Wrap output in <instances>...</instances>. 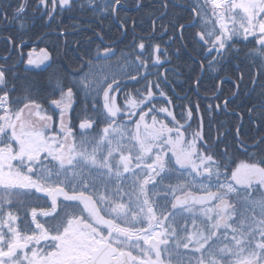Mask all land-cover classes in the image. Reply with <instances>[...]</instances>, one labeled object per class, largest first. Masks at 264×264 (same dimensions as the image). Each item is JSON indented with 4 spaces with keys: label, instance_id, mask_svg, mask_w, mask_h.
Masks as SVG:
<instances>
[{
    "label": "snow or ice",
    "instance_id": "1",
    "mask_svg": "<svg viewBox=\"0 0 264 264\" xmlns=\"http://www.w3.org/2000/svg\"><path fill=\"white\" fill-rule=\"evenodd\" d=\"M28 2L29 0H23L13 11V17L21 21V26ZM160 3L162 9L167 8L166 0H160ZM74 6L87 7L102 15L118 16L124 4L122 0H86V3L78 0H37L36 5L41 10L40 15L49 20L59 15V10H71ZM5 7L7 6L0 5V14L6 15ZM189 7L194 19L188 27H195L198 19L207 23L209 10L219 24V31L213 29L208 32L207 39L203 31L197 34L205 51L212 56L210 67L213 66V61L220 63L225 57L238 58L239 50L233 47L236 36L244 40L252 38V42L257 45L252 49V54L264 65V0H193ZM153 23L155 24V20ZM185 27L179 25V30L182 32ZM150 47L156 54L155 63L163 64L159 55L162 51L160 46ZM138 48L144 50V43H139ZM103 54L105 57L110 56L112 49H103ZM99 55L98 51L97 56ZM49 58L48 53L42 50L39 62L43 63ZM28 63H37L32 54ZM6 72L7 69L0 67V264H172L173 260L176 264H184L180 250L189 249L190 245H194L193 251L199 253V256L194 262L189 259L188 264H229L223 257H231L230 264H264V157L258 162H241L234 169H229L212 155L198 152L197 144L202 140L200 133H195L193 139L186 143L180 127L174 130L163 124L157 126L155 117L152 118L151 125L144 123L148 113L143 111L139 115V122H135V134H128V144L123 143L125 129L116 124L114 119L102 129L99 139H88V130L93 129L96 123L91 117H86L79 124V128L84 131H81V140L77 144L71 129L64 127L63 111L60 113L62 138H59L48 134L55 131L51 127L53 118L42 115L41 106L34 101H16L17 104L23 103V107L12 110L10 94L6 90ZM262 73L264 67L255 75ZM130 78L136 79L135 76ZM240 79L243 80L242 74ZM103 81L100 91L103 94L105 116L106 119L115 118L121 109L113 102L110 93L119 91L120 81L113 77L109 82L107 76L103 77ZM79 84L80 90L91 94L95 90L96 81L89 74H82ZM59 95L61 99H53L51 104L66 111L73 96L72 87H68L66 92L61 87ZM151 98L152 93L149 92L146 100L137 102L135 99H128L127 102L135 109ZM29 108L35 109L37 120L24 117V110ZM148 111H152L151 107ZM160 111L173 115L167 108ZM173 131L175 138L171 135ZM110 133L115 135L110 136ZM259 143L264 141H258L257 144ZM165 145L180 167H190L201 176L207 174L208 179L215 176L217 191H208L204 196H193L191 193L179 196L175 195V191L182 190L180 186L168 189L174 197V202L171 203L173 211L162 208L158 216L149 201L146 186L156 183L153 174L158 176L166 170ZM203 146L207 148L206 144ZM241 146L246 150L242 141ZM132 148L136 149L135 156L131 154ZM154 149L158 151L154 153ZM126 152L129 154H125ZM151 157H154L152 162L146 163V159ZM45 160L56 162L54 169L49 168L44 163ZM136 169L147 175L139 183L138 192L133 189L126 195L138 211L129 209L125 203L110 199V195L120 196V188L112 193L106 187L104 194L95 192L97 178L107 177L111 181L113 177L119 179L124 173H131L138 179ZM221 169L225 171L222 172ZM221 175L226 177L224 183H219ZM31 190L50 198V210L41 209L39 212L42 217L57 219L60 216L62 209L59 208L58 200L61 197L63 200L59 203H73L80 209V213L66 212L61 225L49 228L37 219V209L33 208L31 222L34 228L31 234H24L13 223L18 218L11 212L3 213L2 206L11 204L13 199L34 195ZM254 192L260 193L259 199L253 196ZM163 199L166 200L167 196ZM211 201L217 203L213 207L201 208L203 216L209 221L207 234L204 230H199L181 237L175 228L165 226L164 221L177 208L192 212L196 205H207ZM237 203L241 205L240 209L237 208ZM98 205H105L106 213L114 214L113 218L106 219ZM256 209H259V217L255 215ZM249 210L252 212L251 220L245 215ZM117 220L128 226H121ZM141 224L146 226H136ZM101 227L106 229V233ZM182 231L186 232L187 229ZM221 239L223 247L213 252L211 244ZM132 240L137 241L133 247L140 249L139 259L130 251L123 250ZM139 241L147 245V250L140 246ZM205 251L208 252L207 257L204 255ZM148 253H152L154 258ZM217 254L221 259L215 258Z\"/></svg>",
    "mask_w": 264,
    "mask_h": 264
},
{
    "label": "flooded vegetation",
    "instance_id": "2",
    "mask_svg": "<svg viewBox=\"0 0 264 264\" xmlns=\"http://www.w3.org/2000/svg\"><path fill=\"white\" fill-rule=\"evenodd\" d=\"M32 1L34 0H29L26 12L22 17L23 22L30 23L31 27L38 26L41 29L44 24L50 25L56 21L58 16L67 13L71 20L76 21L82 26V29H90L88 24L91 19L87 18L86 13L83 11L87 7L79 8L74 6L71 10L61 9L59 10V15L49 20L40 15L41 10L37 9L36 6L34 10L30 9V3ZM78 2L86 3V0H78ZM122 3L124 7L119 11L118 16H115V20L119 22L120 19H123L125 24H130V34L129 31L124 28L120 41L115 43H107L104 40L101 41V45L104 49H112V54L105 57L103 49L100 50L99 56L95 54V58L92 61H88L84 64V71L81 74L73 75V96L66 111H64L63 108L58 109L54 107L56 110L55 115H50L41 107L43 110L41 113L42 115H49L53 118L51 127H53L55 131L48 134L57 135L61 138L60 113L63 111L64 127L66 129H71L75 142H79L81 140L80 133L84 130H81L79 125L76 126L74 118L76 117V112L81 109V107H84L85 113L77 118L83 120L86 117H91L96 120L93 129L88 130V139H99L102 135V129L107 126L110 120L114 119L116 124L121 125L125 129V139L123 143L128 144V134H135V122H139V115L142 114L143 111L148 113L145 116L144 123L151 125L152 118L155 117L157 126L163 124L174 130L180 127V131L183 133L186 143L193 139L195 133H200L202 140L198 142L197 149L198 152L204 154L202 147L206 136L204 99H211L212 97L203 93L202 90L204 88L202 87L211 80V85L218 88L214 98L222 100V94L225 89L232 91L233 95L226 99L227 103L224 102L222 106L224 111L238 118L240 122L238 129L241 130L243 128L247 119L251 121L255 127L252 135L259 134L262 139H264V115H262V113H264V73L258 76L255 75L264 65L261 64L258 57L252 54V49L257 47V45L252 42L251 37H249L248 40H244L242 37L236 36L234 38L235 43L233 47L239 50L238 58L225 57L220 63H215V61H213V66L210 67L209 61L212 60V56L205 51V47L202 46V42L199 41L197 35L199 32L203 31L207 39L208 32L213 31V29L217 32L219 31V24L216 18L211 15L210 10L206 17L207 23H205L203 19H198L195 27H188V25L192 24L194 19L189 7L193 3V0H166L168 6L164 9L161 8L160 0H122ZM138 4H142L143 6L138 7ZM0 5L2 4L0 3ZM49 7H51V5H49ZM4 12L6 15H2H5L4 20L7 22V25L4 27L10 29L15 26V24H11L9 20L11 12L8 8H5ZM15 20L18 22L20 21L17 19ZM154 20L155 24L153 23ZM179 25L186 26L182 32L179 30ZM145 26H147V28ZM161 26H163V28ZM231 26L229 22V27ZM164 29H167V31H164ZM74 32L73 30L68 33ZM45 38L46 37H42L32 42L30 46H28L26 42H20L17 48L11 40L7 39L11 52L10 55L4 58L0 56V67L7 69V72L12 68L22 66L31 67L30 69H43L49 59L44 60L43 63L39 62L42 50H45L50 56V53L44 46ZM124 39H127V42H132L131 46L137 45L138 54L144 56L152 55L154 60L151 63H144L140 59H136L135 61L132 59L135 65L133 68H129V65L126 66L128 70V73H126L124 65L126 61H124L123 58L130 57L131 55L124 51V54H121L123 52L119 53V50L124 46V44L119 43ZM95 40L96 38H87L81 44L89 48L92 41ZM141 42L145 45L144 50L138 48ZM4 43V39H0V46ZM150 45L160 46L162 51L159 55L161 60L164 61L163 64L155 63L156 54L152 52ZM125 47V51L130 49L127 45ZM165 49L166 52L164 51ZM30 54H32V58L35 59L37 63H28ZM17 55L19 56V60L16 65H12L10 59ZM127 62L129 63V59ZM188 65L191 66L189 71L187 70ZM99 69H105L104 76L108 77L109 82L113 77L120 81L119 91L110 93L113 102L121 109L120 113H118L115 118L109 117L106 119L105 116L106 110L103 108L104 99L100 91L104 82L100 87L95 85V90H93L91 94L80 90L79 80L82 79V74H89L90 78H92L93 73L97 72ZM95 74L97 75L98 73ZM241 74L243 75L242 81L240 79ZM132 76H135L136 79H131L130 77ZM159 79L161 81L157 82ZM221 81H223V83H221ZM146 86L149 88L147 94H144L145 92L141 89ZM113 87L115 88L116 85H113ZM149 92L152 93V98L151 100H147L146 104L135 109L128 104V99H135L137 102L146 100ZM217 102L215 103L217 104ZM231 105H233L232 107L234 109L230 107ZM149 107H151L152 111H148ZM162 108H167L173 115L169 116L167 112L160 111ZM189 110L191 115H189ZM257 111H259L260 114L259 118L254 116V113ZM30 113L32 114L30 115ZM34 113L35 109L33 108L25 109L24 117L30 120H37ZM0 114H2V112H0ZM255 118H258V125L255 122ZM37 125L39 126L38 121ZM141 130H143V126ZM245 133L247 132L245 131ZM114 135L115 134L110 133V136ZM171 135L175 138V131H173ZM69 139L71 141L72 137ZM13 147H16L15 143H13ZM129 147H132V145L129 144ZM156 151H158V149L153 150L154 153ZM164 151L167 152V156L165 157L166 170L161 172L158 176L153 174L156 183H150L146 186L149 201L153 204L158 216L162 208H166L167 211H173L171 209V203L174 202V197L168 189H177V186H180L182 190L175 191V195L179 196H184L187 193H191L193 196H199L206 195L208 191H217V178L215 176L208 179L207 177L199 175L198 172L193 171L190 167H180L175 163V158L172 156V153L168 151L167 145H165ZM125 154L129 153L126 152ZM131 154L135 156V148H132ZM153 158L154 157L148 158L145 162L151 163ZM193 159L195 160L196 158L193 157ZM132 167H135V160H133ZM136 173L138 179L131 173H124L119 179L113 177L111 181H109L107 177L103 179L98 178L96 180L95 192L104 194L106 187L108 192L112 193L116 188H120V196L110 195V199L125 203L129 209L138 211L134 208L133 204L129 202L128 195H126L127 193H131L133 189L138 192L139 183L142 182L147 175L146 172L142 173L140 169H136ZM33 178L35 179L36 177L34 176ZM225 179L219 177V183H224ZM199 181L201 183H208V189H199ZM31 191L35 193V190ZM164 196H167L166 200L163 199ZM253 196L259 199L260 193L254 192ZM95 198L96 196L94 195V199ZM62 200V197L58 200L59 208L62 209V211L57 219L39 215L41 209L50 210L51 204L50 198L44 196L42 193H35L34 195L13 199L11 204H4L2 208L3 213L11 212L18 218L13 223L22 233L31 234L34 228V224L31 222V210L33 208L37 209V219L40 220L41 223H45V226L49 228L61 225L64 222L66 212L74 214L80 213V209L75 207L73 203H59ZM216 203V201H211V203L207 205H196L192 212L177 208L174 210L173 215L170 216L167 221H164V224L166 227L170 226L171 228H175L178 235L181 237L190 235L194 231L199 230H204L205 234H207L205 227L209 224V221L203 216L201 208L213 207ZM98 206L102 208L101 214L105 215L106 219L113 218L114 214L108 215L106 213L105 205ZM236 206L238 209L241 208L239 203H237ZM212 215L215 216L214 213H212ZM6 218L5 215L4 219ZM174 219L176 220L175 222H173ZM116 222L120 223L121 226H128L120 220ZM136 226L142 227L146 225L141 224ZM184 228L187 229L186 232L182 231ZM101 230L106 233V229L103 227H101ZM158 230L159 228H157V231ZM222 233L223 230H221V235ZM136 243V240L129 241L128 244L123 247V250L130 251L133 256L139 259L141 256L140 249L133 247ZM223 243L221 239L211 244V250L215 252L216 249L223 247ZM139 244L142 248L147 250V245H145L143 241H139ZM193 247L194 245H190L189 249L181 248L180 256L184 264H187L189 259L194 262L198 258L199 253H195ZM148 255L153 254L148 253ZM204 255L206 257L205 253ZM215 258L221 259L218 254ZM223 260L229 261L230 264L231 257H223ZM172 264H176V261L173 260Z\"/></svg>",
    "mask_w": 264,
    "mask_h": 264
},
{
    "label": "trees",
    "instance_id": "3",
    "mask_svg": "<svg viewBox=\"0 0 264 264\" xmlns=\"http://www.w3.org/2000/svg\"><path fill=\"white\" fill-rule=\"evenodd\" d=\"M22 2L23 0H0V3L7 6L5 8H8L11 12L9 20L14 18L13 11ZM36 5L37 0L32 1L30 9L34 10ZM83 11L86 13V17L91 19L88 24L90 29H82V26L71 20L67 13L63 14L64 16H58L56 21L50 25L44 24L41 29L38 26L31 27V24L26 22H23V26H21V21L15 24L14 27L7 29L4 27L7 22L3 23L0 21V39L3 38L5 41L0 46V56L3 58L10 55L11 52L7 39L11 40L17 48L20 42H26L30 46L32 42L46 37L44 46L50 53V58L43 69H30L31 67L22 66L12 68L6 72L7 91L10 94L14 111L17 107H23V103L17 104L16 101L28 102L31 100L39 104L50 115H55L56 110L51 104V100H59L61 98L59 95L61 87L65 92L68 87L73 89V75L81 74L84 71V64L92 61L95 58V54L104 49L101 45L102 40L98 37H102L107 43H115L122 39V28H126L128 31L130 29V24H125L123 19L117 22L113 15H102L98 11L87 8ZM145 27L147 28V26ZM73 30L75 31L74 33H68ZM87 38H96L95 41H92L89 48L81 44ZM119 44H124L119 53L124 51L131 55L130 57H124V61L128 59L129 61H135L138 56L144 63H151L154 60L152 55L144 56L138 54L137 45L131 46L132 42H127V39H124ZM126 45L130 47L127 51H125ZM124 52L121 54H124ZM18 60V55L10 59L12 65H16ZM190 69L191 66L188 65L187 70L189 71ZM160 81L159 79L157 82ZM210 81L202 87L204 88L202 90L203 93L212 97L211 99H204L206 136L203 145H207V148L202 145L204 154L212 155L216 161H222L228 168L230 167L229 169L235 168L241 162H258L261 157H264V143L257 144V142L264 141V139L259 134L252 135L255 127L247 119L239 132V137L237 136L240 122L236 116L234 117L224 111L222 106L233 93L231 90L225 89L222 94V100L214 98L218 88L212 86ZM13 88L15 91H13ZM148 88L146 86L141 90L145 92L144 94H147ZM232 109L234 108L232 107ZM84 113V107H81L76 112V117L74 118L76 126L82 122V119L77 117ZM254 116L259 118V111L254 113ZM258 118H255L257 125L259 124ZM241 141L246 146V150L242 148ZM221 171L224 172L225 170L221 169ZM220 178L225 179L226 177L221 175Z\"/></svg>",
    "mask_w": 264,
    "mask_h": 264
},
{
    "label": "rangeland",
    "instance_id": "4",
    "mask_svg": "<svg viewBox=\"0 0 264 264\" xmlns=\"http://www.w3.org/2000/svg\"><path fill=\"white\" fill-rule=\"evenodd\" d=\"M124 64H125V71H126V73H128V70H127V68H126V66H128L129 65V68H133L134 67V65H135V63L134 62H124ZM95 73H98L97 75L95 74ZM104 73H105V69H99L97 72H94L93 73V75H92V78L91 79H93L94 81H96V85H97V87H100V85L104 82L103 81V77H104ZM61 138H62V135H61ZM80 142V141H79ZM79 142H77V144H79ZM89 150H91V149H89ZM44 163L45 164H47V166L49 167V168H53V166L56 164V162H49L48 160H45L44 161ZM53 165V166H52ZM94 175H96V176H98V174H96V173H94ZM98 179V178H97ZM203 189V190H207L208 189V183H201L200 181H199V189ZM259 209H256V212H255V215L257 216V217H259ZM245 215L246 216H248L249 217V220H251V217H252V212H251V210L250 211H246L245 212ZM176 220L174 219L173 220V222H175ZM209 225V224H208ZM208 225L205 227V229H206V232H207V230H208ZM205 254H206V257L208 256V252H206L205 251ZM193 261V260H192ZM188 264V263H187Z\"/></svg>",
    "mask_w": 264,
    "mask_h": 264
},
{
    "label": "bare ground",
    "instance_id": "5",
    "mask_svg": "<svg viewBox=\"0 0 264 264\" xmlns=\"http://www.w3.org/2000/svg\"><path fill=\"white\" fill-rule=\"evenodd\" d=\"M0 16H1V20H0V21H2V22L4 23V22H5V20H4L5 15L0 14ZM10 23H11V24H17L18 21H16L15 19H11V20H10ZM123 29H124V28H122V32H123ZM98 38L101 39V40H104L102 37H98ZM241 123H242V122H241ZM241 125H242V124H241ZM239 130H240V129L237 130V136H238V137H239Z\"/></svg>",
    "mask_w": 264,
    "mask_h": 264
},
{
    "label": "water",
    "instance_id": "6",
    "mask_svg": "<svg viewBox=\"0 0 264 264\" xmlns=\"http://www.w3.org/2000/svg\"><path fill=\"white\" fill-rule=\"evenodd\" d=\"M31 66H32V65H31ZM0 87H2V86H0ZM204 177H207V174H205ZM199 196H204V195H199ZM210 203H211V202H210ZM210 203H208V204H210Z\"/></svg>",
    "mask_w": 264,
    "mask_h": 264
}]
</instances>
